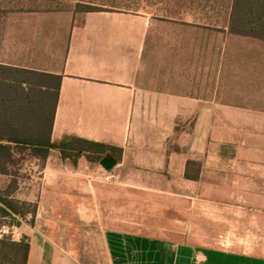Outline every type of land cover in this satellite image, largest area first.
I'll use <instances>...</instances> for the list:
<instances>
[{
  "label": "crops",
  "instance_id": "crops-1",
  "mask_svg": "<svg viewBox=\"0 0 264 264\" xmlns=\"http://www.w3.org/2000/svg\"><path fill=\"white\" fill-rule=\"evenodd\" d=\"M205 9L207 16L185 20L105 9L4 12L0 0V65L60 77L51 141L76 137L120 149L109 173L144 191L151 217L170 184L171 201H201L209 213L230 208L246 230L264 214V40L230 33L228 7L215 17ZM51 158L30 191L19 194L14 183L11 198L36 203V210L10 229L30 245L27 264H83L66 236L54 234L72 224L58 203L75 202V218L88 223L83 202L93 204L99 194H46L50 175L54 186L65 175ZM91 217L97 228L104 223L106 264H264V241L196 246L138 234L150 231L145 223L115 226Z\"/></svg>",
  "mask_w": 264,
  "mask_h": 264
},
{
  "label": "rangeland",
  "instance_id": "rangeland-1",
  "mask_svg": "<svg viewBox=\"0 0 264 264\" xmlns=\"http://www.w3.org/2000/svg\"><path fill=\"white\" fill-rule=\"evenodd\" d=\"M230 2L231 0H2L4 12L10 9L18 11L72 10L76 14H81L84 13L82 10L92 8L133 13L147 12L152 16L174 17L185 20L201 18L204 12L207 16L206 6L210 7L209 11L212 17H215L219 11L223 14ZM49 156H52L53 169L58 171L61 168L65 175L62 179L63 183L60 186H54L53 180L55 179L51 174L48 178L46 194L54 191L82 192L87 195L99 194V200H95L93 204H91V200L83 202L86 205L83 206L82 211L88 216V223L75 218V215H78L77 207L74 206L75 202L63 200L58 203L61 207L66 208L62 210V213L67 217L69 216L72 224L66 228V233L54 234L57 237L60 235L66 236L68 250L80 261H84L83 264H91V262H93L92 264H106L101 243L102 233L100 232L104 223H101V228H97L96 223L95 225L90 223V218L94 215L105 217L104 222L115 226L124 225L138 228V224L145 223L146 228L150 231L139 232L138 234L189 242L196 246L236 248L249 246L252 242L258 244L264 241V214L260 217L258 225H249V228L242 230L238 223L239 217L235 215L234 210L228 208L229 210L220 211L212 208L211 213H209L208 208L201 201L193 205L186 202L185 199L181 203H175L171 201L174 197L170 192L173 187L170 184H164L163 206L160 211H157L158 217L154 219V217H151V214L155 213L154 207L151 206L149 200L144 201V191L130 189L131 187L123 185L121 173L110 174L99 163L89 164L87 168L83 169H78L76 166L74 168L70 163L64 162H62L63 165L66 164L67 167L59 166L55 165V156L60 159L59 153L51 151ZM45 160L32 156L29 151L14 153L12 162L8 165V174H0V190L6 192L15 182H19L21 185V189L18 191L19 194L30 191L31 187L28 184L30 181H33L34 184L38 181V178H40L39 172ZM82 160L84 159L80 161ZM80 181L82 184L78 185ZM132 190L135 192H132ZM33 192L39 193L40 190L38 191L35 188ZM110 194H113L114 197L107 200L106 197ZM35 206L36 203H27L25 206L22 205V208L28 213H33L36 210ZM177 206L180 210L176 209ZM145 214L149 215L147 219L144 217ZM16 222L18 221L11 218L0 217V238L2 236L10 237L12 240L15 237L17 238L18 232L13 229L15 231L13 235V230L10 229L11 225L16 226ZM186 227L190 230L186 231ZM183 229L185 232L182 231ZM42 235L53 234L44 233ZM89 245L92 246V249L89 248ZM90 256H93V260L90 259Z\"/></svg>",
  "mask_w": 264,
  "mask_h": 264
},
{
  "label": "trees",
  "instance_id": "trees-1",
  "mask_svg": "<svg viewBox=\"0 0 264 264\" xmlns=\"http://www.w3.org/2000/svg\"><path fill=\"white\" fill-rule=\"evenodd\" d=\"M228 9L230 33L264 40V0H231ZM100 10L86 8L82 11ZM59 85L58 76L0 65L1 175L8 174L14 153L22 151H29L42 160L51 151H57L62 162L74 167L81 159L99 163L108 154L120 158V149L102 143L76 137L51 141ZM13 192L14 185L6 192L0 190V217L17 221L28 213L22 208L27 203L12 199ZM29 251L26 239L0 238V264H27Z\"/></svg>",
  "mask_w": 264,
  "mask_h": 264
},
{
  "label": "water",
  "instance_id": "water-1",
  "mask_svg": "<svg viewBox=\"0 0 264 264\" xmlns=\"http://www.w3.org/2000/svg\"><path fill=\"white\" fill-rule=\"evenodd\" d=\"M117 161L107 155V156H104L100 161H99V165L106 171H110L112 170L115 166H117Z\"/></svg>",
  "mask_w": 264,
  "mask_h": 264
}]
</instances>
